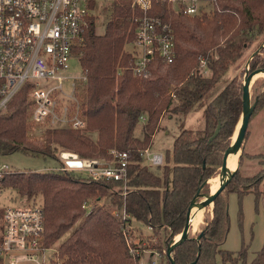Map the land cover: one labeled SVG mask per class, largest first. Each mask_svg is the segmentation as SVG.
Masks as SVG:
<instances>
[{
  "label": "trees",
  "instance_id": "16d2710c",
  "mask_svg": "<svg viewBox=\"0 0 264 264\" xmlns=\"http://www.w3.org/2000/svg\"><path fill=\"white\" fill-rule=\"evenodd\" d=\"M110 10L102 34L97 32L95 16L90 18L85 44L80 49V62L88 79L82 91L88 130L48 128L36 133L38 129L28 117L30 84L23 86L7 110L0 113V155L24 151L58 160L57 152L62 148L83 158L111 160L113 148L129 153L126 195L122 181L96 180L85 172L14 170L3 177L2 186L28 200L41 198L38 202L45 213L46 248L85 217L60 243L53 253L57 258L53 256L49 264H140L141 255L131 251L123 234V208L130 215L129 222L135 219L152 226L155 232L163 230L169 235L154 245L167 251L174 236L184 229L192 199L216 174L231 145L243 109L238 77L207 103L200 127L181 130L167 150L163 165L145 164L142 152L153 145L166 113H190L264 36V0H216L209 13L194 16L175 9L169 1L153 0L147 12L172 26L176 57L170 63L156 59L147 76H135L127 46L135 38L134 17L143 10L132 0L111 1ZM260 54L249 62L250 70L264 68ZM200 58L206 61L210 75L202 72ZM257 82L264 87V78ZM263 103L264 88L258 101ZM219 125L218 134L211 139ZM259 156L263 170L251 177L241 174L240 158L236 174L215 201L213 217L203 227L205 237L200 241L190 237L173 250L177 264L195 260L196 264H218L217 256L223 264L246 263L247 246L237 252L221 248L229 231L225 196L229 191L240 197L253 193L257 204L260 200L264 203V151ZM207 186L202 187V194ZM105 197L111 199L109 204L95 206ZM85 200L94 205L87 215L82 207ZM113 207L120 214L114 215ZM132 247L139 251L136 244ZM252 264H264V245Z\"/></svg>",
  "mask_w": 264,
  "mask_h": 264
},
{
  "label": "built area",
  "instance_id": "2783aa9c",
  "mask_svg": "<svg viewBox=\"0 0 264 264\" xmlns=\"http://www.w3.org/2000/svg\"><path fill=\"white\" fill-rule=\"evenodd\" d=\"M97 1L0 0V113L7 110L23 86L30 84L28 117L38 130L87 128L82 91L88 79L80 62V49L85 44ZM132 1L143 10V14L134 17L137 26L135 38L129 44L133 56L131 69L135 76H147L156 59L166 63L175 59V35L169 23L148 14L153 0ZM163 1H169L175 9L194 16L206 12L216 0ZM73 60L81 65L79 73L71 71ZM200 62L201 68L208 70L203 58ZM110 153L113 158L106 160L83 158L77 153L61 150L58 153L60 166L55 169L85 172L96 180L122 181L123 195H126L129 153L115 148ZM142 155L154 166L165 162L162 152L150 148ZM86 161L91 165H86ZM12 171L14 169L8 163L0 160V183ZM23 201L25 204L0 209V264H7L8 259L17 253L41 254L52 249L43 245L45 213L42 204L28 199ZM82 207L89 214L94 205L85 201ZM119 212L113 213L118 215ZM121 214L125 221L123 234L135 253L127 235L130 215L125 208ZM148 228L153 229L152 226ZM50 261L51 258L44 264Z\"/></svg>",
  "mask_w": 264,
  "mask_h": 264
},
{
  "label": "rangeland",
  "instance_id": "374dc122",
  "mask_svg": "<svg viewBox=\"0 0 264 264\" xmlns=\"http://www.w3.org/2000/svg\"><path fill=\"white\" fill-rule=\"evenodd\" d=\"M110 4L111 1H97L94 16L96 18L97 32L99 34L104 33L106 23L111 17ZM212 8L213 5L208 6L207 12L209 13ZM263 37L260 38V41H258L255 46L246 52L239 63L231 67V69L221 78L217 85L200 102L196 104L195 108L190 113L175 116L166 113L162 119L161 128L158 130L154 143L150 149L153 151L162 152L165 155L167 150L173 147L174 139L183 128L200 127L202 124V113L207 103H209L227 85V83L232 80L233 77L237 76L238 83L241 85L243 84L247 64L252 60V54L260 47V45L264 44ZM127 48H129V45ZM260 53V56L264 57V48L261 49ZM241 63L242 65L240 66ZM71 65V71L73 73H79L81 71V65L77 60H73ZM202 72L205 75L211 74V72L205 68H202ZM260 76L261 77L257 78L258 80L264 78V75ZM257 79L253 81L250 88L252 103L256 101V107L250 118L243 148L240 152V158L242 157L240 172L242 175L250 177L257 175L261 170H263V165L260 163L261 159L259 155L264 151V103L258 104V101L259 94L262 96V90L264 87L262 86L261 82H257ZM84 130H88V125ZM37 132H39V130H36V133ZM136 132L138 136L141 134L140 127ZM236 132L237 131L235 129V132L230 139L231 142ZM61 150L64 149L59 148V151ZM59 151L57 153H59ZM0 160L8 163L14 170L20 171H43L48 168H56L60 166V163L57 159L52 157H44L37 154L25 153L24 151H16L8 155H0ZM145 164L150 165L147 159ZM219 167L216 171V174L211 177V180L218 177ZM209 179L207 183L208 188L203 192L205 194L208 193L209 188L212 189V183ZM225 197L229 218V231L225 242L221 245V248L232 252H237L241 250L243 245L247 246L248 253L245 264H252L256 253L264 245V203L262 200H260L257 204L256 197L253 193H248L240 197L237 192L229 191L226 193ZM25 199L26 197L21 196L16 190L8 189L2 186L0 183V209H4L9 205L25 204V201H23ZM37 200L41 201V198L37 197ZM204 200H206L205 195L199 198V202ZM85 201H88L89 204L92 202L91 200ZM110 201L111 199L109 197H105L96 202L95 206L104 205L105 203L109 204ZM213 207L205 209L204 221L199 223L197 228L193 227V229L190 230V237H197L205 224L211 220L213 217ZM116 210L117 209L113 207L111 211L113 213ZM87 214L88 213L86 212V215ZM84 219L85 217L81 218L68 233H66L59 241L53 244L51 250L46 251L45 253L32 255H28L26 253H17L8 259L9 261L7 264H10V262H12V264L14 262L17 264H44L45 261L53 258V253L57 251L60 243L64 241L69 236V234L83 222ZM127 235L130 243L136 244L139 247V251L136 250L135 252L141 255L140 264H154V262L157 264H168L166 251L154 248V245H159L162 240L167 239L169 236L165 234L163 230L155 232L142 222L133 219L131 225L129 226ZM176 237L177 235L174 236L173 241L177 240ZM55 258H57V256ZM59 262L57 261V264H59ZM217 262L218 264H223L220 256H217ZM238 264H243V262L240 261Z\"/></svg>",
  "mask_w": 264,
  "mask_h": 264
},
{
  "label": "water",
  "instance_id": "95a60500",
  "mask_svg": "<svg viewBox=\"0 0 264 264\" xmlns=\"http://www.w3.org/2000/svg\"><path fill=\"white\" fill-rule=\"evenodd\" d=\"M264 48V44L260 45V47L252 54L251 59L256 55L259 54L261 49ZM250 62V61H249ZM249 62L247 64V68L245 71V77L244 81L242 84V101H243V109H242V115L240 122L238 123L236 127V131L238 128V133L236 136V139L231 142V145L229 146L228 150L224 154L222 158L221 165L219 167V179H220V184L216 190V192L211 195L210 194V188L208 190V193L202 194L201 190L202 187L208 183V180L205 181L202 186L199 188L198 192L196 193L195 197L192 199L187 217H186V222L184 229L182 233L180 234V238L178 240L172 241L170 245L167 248L166 254L167 258L170 260L171 264H177L174 257H173V250L179 246L184 240L190 238V230L192 229V219L195 217L196 214H198L200 211H203L205 209L211 208L214 206L215 201L217 198L223 193L229 182L232 180L233 176L236 174L239 163H240V156L238 160V166L235 170H228L227 165H228V160L230 157L236 155L237 153H240L242 148H243V143L247 134L250 118L253 114V111L256 107V101L252 103V98L250 94V88L252 86V83L255 79L261 76H257V74L262 73L261 75H264V68H257L254 70H250L249 68ZM255 77V78H254ZM220 125L216 129L213 137V139L219 132ZM86 165H91L90 162L86 161ZM205 195L206 200L199 202V198L201 196ZM194 211V212H193ZM203 237H205V230H201L200 233L197 235L196 239L201 240ZM199 249H201V245L199 246ZM197 260L193 261L191 264H196Z\"/></svg>",
  "mask_w": 264,
  "mask_h": 264
},
{
  "label": "bare ground",
  "instance_id": "6f19581e",
  "mask_svg": "<svg viewBox=\"0 0 264 264\" xmlns=\"http://www.w3.org/2000/svg\"><path fill=\"white\" fill-rule=\"evenodd\" d=\"M261 74L262 73L257 74V76H260ZM237 133H238V129H237V132L235 133V136L232 139L233 141L236 139ZM239 156H240V153H237L236 155H234V156L229 158L228 165H227V169L228 170H232L233 171V170H235L237 168ZM211 183H212V189L210 188V194L213 195L216 192V190H217V188H218V186L220 184L219 177L213 178L211 180ZM204 213H205V210L200 211L198 214L195 215V217L192 219V229H193V227L197 228V225H199V223L204 221V215H205ZM179 238H180V235H177L176 239L178 240Z\"/></svg>",
  "mask_w": 264,
  "mask_h": 264
}]
</instances>
